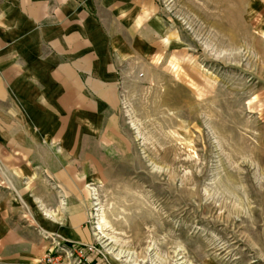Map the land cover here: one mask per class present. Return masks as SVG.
I'll return each mask as SVG.
<instances>
[{
    "label": "rangeland",
    "instance_id": "rangeland-1",
    "mask_svg": "<svg viewBox=\"0 0 264 264\" xmlns=\"http://www.w3.org/2000/svg\"><path fill=\"white\" fill-rule=\"evenodd\" d=\"M133 12L138 26L114 23L135 57L106 143L57 161L84 184L89 227L103 216L86 264H264V0Z\"/></svg>",
    "mask_w": 264,
    "mask_h": 264
},
{
    "label": "crops",
    "instance_id": "crops-1",
    "mask_svg": "<svg viewBox=\"0 0 264 264\" xmlns=\"http://www.w3.org/2000/svg\"><path fill=\"white\" fill-rule=\"evenodd\" d=\"M1 3L0 264H44L46 234L77 242L98 235L84 184L57 161L78 149L90 158L106 143L104 112L119 93L122 64L135 57L114 23L138 26L133 9L147 0Z\"/></svg>",
    "mask_w": 264,
    "mask_h": 264
},
{
    "label": "built area",
    "instance_id": "built-area-1",
    "mask_svg": "<svg viewBox=\"0 0 264 264\" xmlns=\"http://www.w3.org/2000/svg\"><path fill=\"white\" fill-rule=\"evenodd\" d=\"M45 238L49 245L41 258L44 264H86V256L97 250L93 243L66 240L54 233Z\"/></svg>",
    "mask_w": 264,
    "mask_h": 264
},
{
    "label": "bare ground",
    "instance_id": "bare-ground-1",
    "mask_svg": "<svg viewBox=\"0 0 264 264\" xmlns=\"http://www.w3.org/2000/svg\"><path fill=\"white\" fill-rule=\"evenodd\" d=\"M102 223H103V216L99 217L97 222H96L95 230H96L97 234H100V231L102 229Z\"/></svg>",
    "mask_w": 264,
    "mask_h": 264
}]
</instances>
